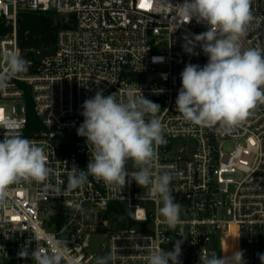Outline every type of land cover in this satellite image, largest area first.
<instances>
[{
  "label": "built area",
  "instance_id": "obj_1",
  "mask_svg": "<svg viewBox=\"0 0 264 264\" xmlns=\"http://www.w3.org/2000/svg\"><path fill=\"white\" fill-rule=\"evenodd\" d=\"M184 0H0V55L18 51L19 26L25 12L66 16L53 52L34 71L19 74L0 90V115L13 134L45 150L59 192L43 183L21 182L9 189L0 207V264H35L18 253L28 245L47 248L50 238L68 241L63 264H95L111 253L114 264H147V256L171 251L183 239L181 264H199L200 255L219 257L242 250L247 264H261L264 254V104L231 132L194 126L176 111L181 72L188 63L203 66L208 57L199 46L189 55L184 36L207 30L193 20L181 25L175 5ZM254 20L242 40L244 48H264V0H252ZM156 58V59H154ZM0 60V69L4 68ZM160 105L158 116L167 143L156 146L154 177L170 170L180 220L170 229L152 185L135 181L113 188L91 176L82 189L67 191L71 167L86 170L90 151L77 135L83 102L98 90L122 99L130 87ZM25 85L37 125L28 130ZM0 129V141L4 138ZM185 139L178 149L175 142ZM129 174L138 167L129 160ZM76 204L85 210L77 211ZM171 264V262H170Z\"/></svg>",
  "mask_w": 264,
  "mask_h": 264
},
{
  "label": "clouds",
  "instance_id": "obj_2",
  "mask_svg": "<svg viewBox=\"0 0 264 264\" xmlns=\"http://www.w3.org/2000/svg\"><path fill=\"white\" fill-rule=\"evenodd\" d=\"M252 0H184L175 5L181 25L193 20L207 30L184 36V51L189 55L197 46L208 57L205 65L188 63L181 72V88L176 98V111L194 126L213 128L223 133L231 132L264 104V48H244L242 40L247 35L254 16ZM156 59V58H154ZM4 68L0 69V90L17 75L30 67L18 51L0 55ZM136 84L130 87L126 98L117 93L107 96L102 90L86 99L81 105L83 123L77 135L86 139L90 160L86 170L71 167L67 176V191L82 189L91 176L113 188L135 181L141 188L152 185L153 194L161 201L159 212L170 229H175L182 206L175 202L170 183L173 174L163 169L154 177L156 146L167 143L164 128L158 116L160 105L147 99ZM139 89V88H138ZM0 129L4 138L0 141V207L9 197L12 185L21 182L43 183L46 188L59 192L49 183L53 170L43 147L34 141L13 134L10 121L0 115ZM131 160L138 171L131 174L126 163ZM77 211L84 212L81 204ZM183 239L175 241L171 251L163 248L147 256V264H181ZM68 241L52 236L47 248L36 245L30 250L25 245L18 256L30 258L35 264H63ZM264 264V254H258ZM111 253L97 256L95 264H114ZM71 264H76L72 258ZM199 264H247L242 250L219 257L215 250L200 255Z\"/></svg>",
  "mask_w": 264,
  "mask_h": 264
},
{
  "label": "trees",
  "instance_id": "obj_3",
  "mask_svg": "<svg viewBox=\"0 0 264 264\" xmlns=\"http://www.w3.org/2000/svg\"><path fill=\"white\" fill-rule=\"evenodd\" d=\"M63 24L55 23L51 16L25 12L21 15L19 26V44L22 50V57L26 61H33L34 57L28 59L26 56L38 49H52L58 30ZM7 29L0 21V35L5 34ZM33 64V62H32ZM25 98L28 107V130L31 131L38 123L34 110L30 89L25 85Z\"/></svg>",
  "mask_w": 264,
  "mask_h": 264
},
{
  "label": "rangeland",
  "instance_id": "obj_4",
  "mask_svg": "<svg viewBox=\"0 0 264 264\" xmlns=\"http://www.w3.org/2000/svg\"><path fill=\"white\" fill-rule=\"evenodd\" d=\"M30 13H33V14H42V13H38V12H30ZM43 15L51 16V17L54 19V22H55V23H58V22L62 23V21L66 18V16L58 15V14H56L55 12H49V13H46V14L43 13ZM2 24H3V23H2ZM3 25H4V24H3ZM4 27H5V26H4ZM5 28H6V27H5ZM6 29H7V28H6ZM7 31H8V29H7ZM7 31H6V32H7ZM18 34H19V30H18ZM0 36H1V35H0ZM56 40H57V35H56V39H55L54 45H55V43H56ZM54 45H53V47H54ZM34 53H35V51H34L33 53H31V54H28L26 57H27L28 59H30V58H32V57L35 56ZM32 62H33V64H30V67H29L28 71L25 72V73H22V74H28V73H31L32 71H34V69L36 68V65H37L38 61H36L35 58H34V60H33ZM32 110H34V109H33V106H32ZM187 142H189V141H187V140H185V139H182V140H178V141H176L175 144H176V146L178 147V149H180V147H181L182 145H184L185 143H187ZM235 250H236V249H235Z\"/></svg>",
  "mask_w": 264,
  "mask_h": 264
},
{
  "label": "water",
  "instance_id": "obj_5",
  "mask_svg": "<svg viewBox=\"0 0 264 264\" xmlns=\"http://www.w3.org/2000/svg\"><path fill=\"white\" fill-rule=\"evenodd\" d=\"M20 23H21V20L19 21ZM53 52V50L52 49H49V48H45V49H38V50H36L35 51V56H34V58H35V60L36 61H39V60H41L44 56H46V55H48V54H50V53H52ZM30 64H32V61H28Z\"/></svg>",
  "mask_w": 264,
  "mask_h": 264
},
{
  "label": "bare ground",
  "instance_id": "obj_6",
  "mask_svg": "<svg viewBox=\"0 0 264 264\" xmlns=\"http://www.w3.org/2000/svg\"><path fill=\"white\" fill-rule=\"evenodd\" d=\"M237 250V249H236Z\"/></svg>",
  "mask_w": 264,
  "mask_h": 264
}]
</instances>
